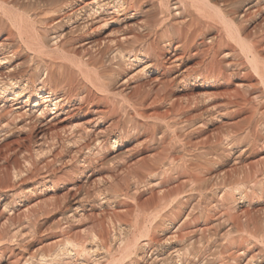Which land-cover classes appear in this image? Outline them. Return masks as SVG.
<instances>
[{"label": "rangeland", "instance_id": "374dc122", "mask_svg": "<svg viewBox=\"0 0 264 264\" xmlns=\"http://www.w3.org/2000/svg\"><path fill=\"white\" fill-rule=\"evenodd\" d=\"M65 1L7 0L15 9L32 15L39 5ZM216 2L228 13H243L245 5L251 3L252 16L244 15L238 24H243L242 36L248 42L253 43L259 36H263V47L258 50L262 51L260 55L264 61V0H216ZM260 11L262 14L259 13ZM149 14L147 10L142 14H136L128 21H122L121 17L107 15V20L113 22L106 26H102L101 21L90 24L87 20L88 26L77 36L73 35L77 39L72 44L75 49L68 45L66 49L70 47L74 51L84 52L89 50L86 46L89 43L94 45L96 42L94 46L100 45L98 42L108 45L109 40L118 39L126 32L122 24L132 23L131 29H133L132 25L136 24L135 22ZM46 21L50 23V20ZM73 21L74 19H71L69 23L64 24L66 31H70L76 25ZM49 23L40 30V33L50 40L59 32V29ZM217 26L221 28L219 24ZM5 37V33H1L0 40L2 41ZM53 42L49 43L52 47ZM229 43V46L234 45L232 42ZM232 47L234 48L235 45ZM235 49L242 65L248 64L240 51ZM227 51L224 49L223 52ZM93 53H97V49L93 50ZM199 60V57L184 58L180 71L191 72L198 69ZM221 60L234 63L237 59L235 57L233 60L231 55ZM23 61H25L23 57L14 59V63L19 65L14 76L22 83L29 77L27 69L30 68L32 73L33 66V63L26 64ZM235 65L228 68L222 65L223 72L226 74L221 77H191L183 83L169 85L167 92L173 97L172 103L176 102L175 105L178 106L176 110H172L171 104L161 100L162 94L158 99L149 97L142 106H138L139 101L135 104L137 85L142 82L144 85L155 87L157 83L151 80L154 77L152 75L148 78H133L134 68L129 70L126 67L119 75L104 81L108 92L94 90L93 103L82 105L79 109L77 105H73L75 108L65 107L66 110L59 115L58 119L59 121L64 119V121L55 127L57 132L62 134L61 137L69 139L72 133L84 135L85 130L89 128L90 135L96 134L103 140V149L92 156L89 168L77 154L80 143L69 147L64 143L63 146H56L52 154H58L57 162L49 167H46L45 157L33 163L31 168L36 169L39 175L34 180L28 181L25 186L28 187L26 190L33 188L35 193L28 196L27 200H23L22 197V202H18L17 207H13L11 214L14 218L13 223L4 222L8 214L2 211L0 206V234L4 232L12 234L17 229L26 233L24 241L19 238L7 244L14 254L9 256L6 252V261L12 264H23L26 260L27 263L40 264L41 257L52 258L59 249L66 247L71 249L69 245L76 244L78 247L99 245L104 233L111 237V241L114 235L125 232L136 221H141L142 211L154 207L158 203V198L167 191L169 192L168 202L179 198L178 200L183 201L182 210L190 211L195 218L198 217L196 222H191L188 227L176 233L189 240L181 244L179 242V248H183L181 252L184 255L187 254L183 258H189L188 254L192 253L193 249H197L200 251V258L207 264L224 263L228 252L222 248V237L227 232V224L236 220L239 228L229 235L233 240L231 250L235 252L237 247L242 245L240 248L245 252L238 255V259L233 264H264V246L257 238L260 229L264 228V143L255 140L256 136L262 133L259 124L263 122V119L261 120L258 113H253L249 106L245 108L246 110L236 112L227 104L228 101H233L238 93L249 98L251 105L261 110L264 108V99L256 97L260 94L262 86L258 84L259 79L254 72L251 69H245L242 74L243 66ZM6 66L0 65V74L5 71ZM246 75L251 77L249 83L252 87L240 85L248 83L245 80ZM168 76L165 75L163 79ZM35 100L40 102L41 99H35L34 94L27 98L26 93L17 97L0 98V114L6 112L8 118H12L14 112L36 113L37 109L33 108ZM51 108L52 106L48 107L49 110ZM172 124L176 126L171 127ZM45 128L47 127L41 128L39 124L32 133L35 135ZM28 136L29 132L13 130L9 137L0 142V154H6L8 148L13 149L18 143L35 150L37 148L34 144L35 139H31L28 143ZM85 138L83 136V139ZM114 139L115 144L112 143ZM6 143L8 148L5 147ZM14 158L12 156L9 159L8 166H14L16 159ZM189 160L198 164L197 170L191 173L195 177L192 181L189 180L188 174L176 166H171L192 162ZM162 165H165V168L162 169ZM156 170L157 172L154 175L151 174L149 179L147 177L149 171ZM51 171L55 173L52 178L53 184L50 181L44 182V185L34 184L40 181L41 174L51 173ZM140 182L143 184L140 185ZM240 188L248 192L246 197L241 198L236 194L229 203L218 200L222 191L228 192ZM16 190L19 194L18 188ZM160 190L165 191L160 195L158 193ZM2 202L3 197L0 203ZM76 202L80 203L81 208L74 214L76 218L70 219L68 223L59 221L62 211H53L51 208L53 204H57L60 210L64 211L65 206ZM25 207H29V210L32 209L38 215L36 221L32 222L34 229H29L31 230L29 233L23 211ZM204 215L208 217L206 222L203 219ZM216 220H220L221 223L214 225ZM174 230L175 228L168 227L164 235L158 234L160 251L164 250L163 240ZM179 239L176 238L175 241L178 242ZM190 242H193L191 246ZM99 253L100 258H98L101 260L97 264H105V260L101 258L102 251ZM213 254L217 255L212 256ZM19 256L24 257L21 263H19L21 260H16ZM72 257L70 259L72 264H80V262L92 264V258L87 256L80 258L72 255ZM0 264L8 263L2 259Z\"/></svg>", "mask_w": 264, "mask_h": 264}, {"label": "bare ground", "instance_id": "6f19581e", "mask_svg": "<svg viewBox=\"0 0 264 264\" xmlns=\"http://www.w3.org/2000/svg\"><path fill=\"white\" fill-rule=\"evenodd\" d=\"M245 8L243 13L240 12L241 14L239 12L228 13L217 4L216 0H66L61 3L39 5L32 15L20 12L7 0H0V35L1 33L6 35L2 41L0 40V65H7L5 71L0 74V98L17 97L26 93L27 98L34 94L35 99H41L40 102L34 101L33 108L34 110L37 109L36 113L19 114L14 112L12 118H8L6 112L0 114V142L9 137L13 130H18L29 132L28 143L31 142V139H35L34 144L37 146L33 150L30 146L18 143L15 148L9 149L8 143H6L7 153L0 154V202L3 197L0 206L2 211L8 214L4 222L13 223L14 218L11 217L13 207H17L18 202H22V197L23 200H27L28 196L35 193L33 188L26 190L28 187L25 186L28 181L34 180L39 175H37L36 169L31 168L33 163L44 157L46 167L57 162L58 154H52V150L54 151L56 146H63L64 143L69 147L75 143H80L77 154L81 157L82 162L88 168L90 167L92 156L103 149V140L96 134L91 133L92 135H90L89 128L85 130L84 135L72 133L69 139H63L62 134L55 129L58 127L56 126L58 123L64 121V119L58 120L59 115L64 113L65 107L75 108L73 105H77L79 109L82 105L93 103L95 100L94 90L108 92L104 81H109L115 75H119L124 67L129 70L134 68L133 78H148L152 75L154 77L151 80L157 83L155 87L144 85L142 82L137 85L135 87V94L137 95L135 104L139 101L138 106H142L149 97L158 99L162 94L161 100L171 104L172 110H176L178 106L175 105L176 102L172 103L173 97L167 92L169 85L174 86L180 82L183 83L191 77L215 78L224 76L226 73L223 72L222 65L227 68L232 67L233 64H236V67H242L241 59L239 60V56L236 55L235 48H237L248 63L241 68L242 74L245 69H251L254 72L259 79L258 84L262 86L260 94L256 97L264 99V61L260 55L261 50H258L263 47V36H259L253 43L248 42L242 36L241 26L243 24L240 25L238 22L242 20V17L244 18V15L247 17L253 12L250 2L245 5ZM147 10L150 14L139 21L137 20L138 22L132 25L133 29H131L132 23L130 25H128L129 23L122 24L126 32L121 34L118 39L109 40L108 45H102L103 42L102 44L98 42L100 45L94 46L95 42L94 45L92 43L86 45L89 50L84 49L86 50H83L84 52L72 50L74 48L72 44L77 40L75 36L84 30L89 22L91 24L101 21V25L106 26L113 22L107 20V15L116 16V18L121 17L122 21H128L136 14H142ZM47 19L50 20V23L46 21ZM71 19H74L75 22H73L76 25H72V29L66 31L64 24L69 23ZM45 21L59 29V32L50 40L40 33V30L48 24ZM218 24L221 28H218ZM51 41H54L53 47L49 44ZM229 42L234 43L235 47H232L234 45L229 46ZM67 45L72 47L71 49L68 47L69 51L66 49ZM96 49L97 53H93V50ZM224 49L228 51L224 53ZM231 55L233 60L236 57L237 60H234L236 62L230 63L229 61L227 63V60L225 62L221 60L227 59ZM21 57L24 58L25 61L23 62L26 64L33 63L32 73L28 68L29 77L24 79V83L14 76L19 68V65L14 63V59ZM189 57L200 58L199 62L197 61L198 64L196 63L198 69L191 72L180 71L182 60ZM170 73H172L171 76ZM165 75L169 76L163 79ZM245 80L248 83L240 85L250 87L251 77L246 75ZM256 82L257 80L255 84ZM227 104L236 112H241L249 106L253 113H258L261 116L263 122L259 125L262 133L256 136L255 140L264 143V108L261 109V107V110H257L251 105L249 98L247 99L238 93H236L234 100L228 101ZM49 106H52L50 110L48 109ZM39 124L41 128H47L38 130L39 132L34 135L32 132ZM174 126L176 125H171V127ZM48 128L52 129L48 131ZM83 136L86 138L83 139ZM112 143L115 144V139ZM46 155L48 156L46 157ZM12 156L16 159L14 158V166L10 167L7 163ZM192 162L171 163V166L181 169L189 175L188 178L192 181L195 177L191 173L198 168V164L196 163V165L195 161L194 164ZM161 168H165V165H162ZM156 172L157 170L149 171L147 177L150 179L151 174L154 175ZM54 175L55 173L52 171L41 174L40 181H36L34 184L44 185L46 181L53 184ZM139 184L141 185L143 182ZM164 191L160 190L158 193L161 195ZM247 193L241 188L228 192L224 190L218 200L220 199L222 202L225 200L226 203H229L234 195L238 194L244 198ZM168 197L169 192L166 191L158 198V203L154 207L142 211L141 221L138 219L139 222L136 221L125 232L122 231V233L114 235L111 241V237L104 233L99 245L91 244L88 247H78L76 244L69 245L71 249L67 247L59 249L52 258L41 257L40 264H72L70 261L73 258L72 255H77L80 258L87 256L92 258V264H97L101 260L99 259V251L103 253L101 258L105 260V264H207L204 259L200 258V251L197 249H193L192 253L188 254L189 258H183L187 254L184 255L181 252L183 248H179V242L181 244L186 239L177 235V232L188 227L191 222H196L198 217L195 218L190 211H183V201L178 200L179 198L168 202ZM52 206L53 211H62L59 221L65 223H68L70 219H75L74 214L81 208L80 203L77 202L65 206L64 211L60 210L57 204ZM23 211L29 233L31 231L29 229H34L32 222L36 221L38 215L32 209L29 210V207H25ZM26 213H28L27 216ZM200 216L202 215L200 214ZM203 219L206 222L208 220L207 215H204ZM220 223V220H216L214 225ZM168 227L170 229L175 228V230L163 240L164 250L160 251V242L157 240V236L166 232ZM238 228L239 223L236 220L227 224V232L222 237V248L228 253L224 258L225 262L221 264H233L238 259L237 256L245 252L240 248L242 245H239L235 252L231 250L233 240L230 239L229 235ZM25 235L26 233L20 229L12 232V234L5 232L0 234V260L4 259L8 264H12L5 258L6 252L9 256L14 254L7 244L19 238L23 239ZM176 238H180L178 242L175 241ZM257 238L262 241L264 246V228L260 229ZM191 243L193 244V242L189 243L190 246ZM72 252L74 253L70 254ZM216 255L213 254L212 256ZM17 259L21 260L19 261L21 263L24 257L19 256L16 257ZM23 264L33 263H27L25 260ZM80 264L86 263L80 262Z\"/></svg>", "mask_w": 264, "mask_h": 264}]
</instances>
